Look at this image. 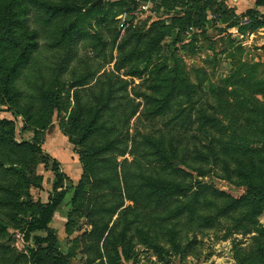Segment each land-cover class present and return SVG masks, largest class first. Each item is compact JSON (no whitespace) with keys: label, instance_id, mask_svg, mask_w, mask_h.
Here are the masks:
<instances>
[{"label":"rangeland","instance_id":"374dc122","mask_svg":"<svg viewBox=\"0 0 264 264\" xmlns=\"http://www.w3.org/2000/svg\"><path fill=\"white\" fill-rule=\"evenodd\" d=\"M222 5L0 0L1 264H36L34 252L46 264H264V153L226 145L244 95L224 96L226 117L219 100L221 88L262 100L264 15ZM124 41L142 54L119 68ZM236 124L264 139L250 114ZM108 141L121 192L90 177L116 171L90 159ZM58 191L48 227L26 244L27 222ZM87 212L107 220L102 238Z\"/></svg>","mask_w":264,"mask_h":264},{"label":"trees","instance_id":"16d2710c","mask_svg":"<svg viewBox=\"0 0 264 264\" xmlns=\"http://www.w3.org/2000/svg\"><path fill=\"white\" fill-rule=\"evenodd\" d=\"M208 6V5H207ZM213 9V8H211ZM214 9L215 11L218 10L217 7H215L214 5ZM247 16H249L251 19H254V17H256V15L253 13L251 14H247ZM128 41V40H127ZM128 44V42H122L120 44V51H121V55H120V59H119V68H123L127 62L131 61V58L132 56L133 57H137V58H140L142 52L141 50H139L137 47H135L133 50H130L129 52H126L125 49H126V45ZM136 54H139L136 55ZM233 76V75H232ZM229 77L230 78H232ZM259 83H261L262 85V89L261 91L259 92L260 94H262V100H260L259 98L255 97L254 95H250L251 97H253V100L254 102H251L249 100V98L247 97L248 95L244 94V93H240V94H237L236 90L231 92V91H227L226 89L224 88H221V93L224 94L222 97H220V107L221 109L224 110L225 108V105L227 104V108L229 110L225 111V113L221 110V113L226 117V116H229L228 114H233L232 112V109L229 108L231 107L229 104L231 102H229V100H227L225 97L226 95H235V97L237 98L239 95H244L241 97V108H242V111H243V115L245 117H247L249 114L255 119V120H258V121H262L264 123V77L263 78H260L257 80ZM80 83V82H79ZM81 85H84V83H80L78 84V86H81ZM113 93L109 92L106 97H104L103 95H101V97L99 98V102H105L103 107L105 109H109L110 107V104L113 103V101L115 100V97L112 96ZM221 96V95H220ZM225 96V97H224ZM251 103L253 104L252 107H247V104ZM164 109V107L162 108ZM240 110V114L242 112ZM137 113V108H135L133 111H132V116H134L135 114ZM238 114V111L236 112L235 116L232 115V119H231V126L229 128H225L224 129V133H226L229 129H232L231 133H228V137L226 138V145L230 146L231 148H234V149H247V147L249 148H253L255 151H258L260 153H264V139H261L259 141H251L249 139H244L243 138V135L244 134H247L246 132H242V133H238V130L239 129H242L241 127H239L236 123L238 122L239 120V116H237ZM77 118V117H76ZM231 118V117H230ZM90 126H92V123L90 124ZM258 129L260 130H263L264 132V124L263 126L260 128L258 127ZM247 132L249 133H253L251 130H248ZM65 133L67 134V132L65 131ZM145 141L148 143V142H151L153 141L152 138L146 136L145 138ZM258 144V143H261V146H257V147H252V144ZM114 147V142L113 141H108L107 143H105L103 146L99 147V148H96L94 149V154H91V158L89 156L90 159H97L98 158V161H101L103 163H115L117 169L116 171L114 172L113 175H107L105 178H100L97 174L93 173L91 174V178H94V180L97 182H100V183H108L109 186H111L110 189L109 188V191L107 192H114L116 193L117 191L121 192L123 191V188L125 189V186L122 185V181L123 179L120 178V171L118 169V163L115 162L116 158H114V154H110L109 151L112 150ZM28 149L31 150V151H41L42 148L41 146H38L36 144H29L28 146ZM93 151V150H92ZM127 149L125 148L124 149V152L123 154L125 155L127 153ZM129 153H132V149L128 151ZM133 154V153H132ZM52 161H54L56 164L54 166H49V169H52L55 174H58L60 175L61 174V171H60V167H59V162L52 158ZM90 175V174H89ZM116 175V176H115ZM94 176V177H93ZM118 179H116L115 177ZM250 176V175H249ZM100 178V179H99ZM112 183H116V185H112ZM106 190V189H104ZM105 193V194H108V193ZM65 192L63 191H58L57 195H54V196H51L50 198V201L47 202V203H44L41 207H40V211L37 215H32V218L30 221L27 222V226L23 232V237H22V240L26 243V244H32V242L34 241L35 239V235L38 234L39 231H41L42 229H45L48 227V224L50 223V221L52 220L53 216H54V213H55V210L58 208V206L60 205V203L62 202L64 196H65ZM105 194L104 193H100V197H105ZM96 203H97V200H95ZM10 202V201H8ZM122 205L123 202L117 207L120 208V207H123ZM98 210V211H97ZM96 210V212H101V211H104V212H111V207H99L98 209ZM94 213V212H93ZM87 218H89V221L90 223L92 224L93 226V229H91V235H94V233H99L101 234V238L104 236V234L106 232H108V229H109V224L107 223V220L105 221L104 225L101 226V227H98V221L97 219H93V214L90 213V212H87L86 214ZM86 234V233H85ZM124 235V232H122V236ZM117 243L114 244V246L116 247ZM7 249V248H6ZM8 250V249H7ZM5 251V250H2L0 249V264L2 262V259H3V254L2 252ZM33 260L34 262H36V264H46L45 261L43 260L42 258V255L39 253V252H34L33 253ZM117 260L115 259L114 262H116Z\"/></svg>","mask_w":264,"mask_h":264},{"label":"crops","instance_id":"0c3cea01","mask_svg":"<svg viewBox=\"0 0 264 264\" xmlns=\"http://www.w3.org/2000/svg\"><path fill=\"white\" fill-rule=\"evenodd\" d=\"M221 2L224 3L223 7L226 6L234 13L264 15V0H221ZM57 151L60 153V150L54 146L53 152L57 153Z\"/></svg>","mask_w":264,"mask_h":264}]
</instances>
